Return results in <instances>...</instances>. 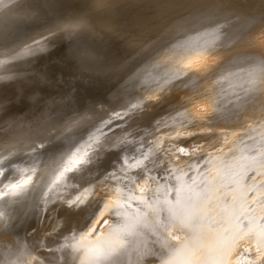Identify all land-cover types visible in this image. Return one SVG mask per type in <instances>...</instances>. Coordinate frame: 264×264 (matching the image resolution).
Wrapping results in <instances>:
<instances>
[{"label":"bare ground","instance_id":"bare-ground-1","mask_svg":"<svg viewBox=\"0 0 264 264\" xmlns=\"http://www.w3.org/2000/svg\"><path fill=\"white\" fill-rule=\"evenodd\" d=\"M56 1L57 0H14V2L10 3L11 2L10 0H4L3 5H6L7 7H2L3 5L0 3V62H2L1 61L2 59L4 60L6 58H9V56H11L12 52H10L11 51L10 48L13 47L12 46L13 44L20 43V41L22 42V40L24 38L22 39V37H21L20 41H19L20 38H18V40L16 39V37L19 34L22 35L23 32H25L26 34H27V32L28 33L32 32L31 34H28L29 36L28 35H26V36H28V38H30V37H34V35L35 36L37 35V37H36L37 39H42V38H45L47 35H49L47 32L55 34V32H58L59 29H62V27H63L62 25L65 24L64 21H63L64 24H60V22L58 21L59 19L56 20L54 18H51L50 17V14L52 13V12H50L51 9L49 6L46 7V4H49V5H52L53 3L56 4ZM119 1L120 2L121 1H125V2L128 1V4H131L133 1H135L137 4V6L134 8L135 10L133 9L135 12L139 11L138 9L142 8L140 6L139 0H119ZM184 1L185 0H178V3H177L178 5L175 4L170 9V11L172 9L178 10L181 2H184ZM195 1H198L199 4L203 3L202 0H195ZM0 2H2V0H0ZM92 2H93L92 6L96 7L98 5L97 8L99 10H100V8H99L100 4L99 3H101V5H105V7H104L106 9L105 11L108 12L107 5L113 4L114 0H92ZM116 2H117V0H116ZM235 2L236 3L231 2L232 3L231 5H233V6H230V7L227 6L224 8L225 3H226L225 2L223 4L224 6L222 5L223 6L222 8H224L222 10H219L220 8H217V10L214 12V10L216 9V8H214L212 11H207V10L206 11H200L198 14H195V16L189 15L188 13H187L188 15H185L186 13L184 14L185 10H183V9L179 10L180 12H178V13L173 10L172 13L177 14V16H175V14H167L168 12L163 13L161 11V8L156 7L153 11L146 12L145 13L146 15L144 17L139 18V19L135 17L136 20L134 18L133 22H135L137 24V27L139 30L138 32H140V33L143 32V33H141V34L138 33L135 36L131 35L132 37L130 36V38H131L130 41H134L136 43L138 41V42H140L138 46L142 47L144 45H147L145 43L146 41H142V40L148 39V41H149L152 39L151 41H154L159 33H161L162 36H167V37H170L171 35L173 37H176L177 35L178 36L182 35L184 37L186 34H188V35L194 34L196 37L198 35L199 37L200 36L201 37L206 36V38H207V36H209V37H212V38L215 37L218 39L224 35H222V36L217 35L218 30L215 32L212 31V29L206 30L207 23L212 21V20L211 21H209V20L211 18L215 17L217 19V22L219 24H221V26H223V25H225V22H228V21H225L223 24L222 22L221 23L219 22L220 21L219 19L226 20L227 18H229L230 19L229 21L233 22L232 18H231V12H233V11L234 12L237 11L238 13L243 12V11H245L246 8L247 9L250 8V10L253 11L252 13H250V10L248 11L252 15V17L256 18L255 20H253V24L257 20H258L257 22H261V24H264V0H241V1L236 0ZM57 4L52 5V6H56L58 8ZM171 4H173V3H171ZM61 5L64 7V10H62L63 13L65 11L64 14L67 15L66 18L68 17V19H71L70 21H72V19H75V18L77 20L78 14L83 13V11H81V10L79 12L77 11L76 0H61ZM152 5H154V7H155V3H152ZM152 5H150V6L153 8ZM256 5H258L259 8ZM52 6H51V8H52ZM113 6H111V7H113ZM18 8H22V11H20V12H21V16H23V19H25V17H27L28 14L30 16L31 15L30 12L32 10L36 12V13L32 12L36 16V18L33 19V21H34L33 24H32L33 21L32 22L26 21L25 23H24L25 20L23 21L24 24H22V26L27 25L26 23H28L29 25L31 24V27L29 26L27 28V30H25V31L20 30V25H21L22 19L19 18V19H21V20H19L18 18H15V16H17V15H16V13H14V11H15V9H18ZM57 8H55V10L54 9L53 10L56 12ZM98 9H97V11H98ZM115 10L117 11V9H115ZM88 11L89 10H87V13L89 14L91 11L90 12H88ZM101 11H102V13L96 15V17H94V16L91 17V21L94 23H97L100 27H103L104 25H102V24H103V20L105 19L104 17H106L105 16L106 12L104 13V10H101ZM181 11L183 12L184 16H181L182 15V14H180V13H182ZM20 12H18V13H20ZM58 12H59V9L57 11V14H59V13L62 14L61 12H59V13ZM57 14H55V15H57ZM115 14L117 15V13H115ZM241 14L239 13L237 15H241ZM246 14H247V12H246ZM34 15L33 16L31 15L32 17H29V19L34 18ZM53 15L51 14L52 17L55 16V15L54 16ZM57 16H55V18H57ZM211 16H213V17H211ZM241 16H243V15H241ZM233 17H235V15ZM59 18H63V16H61ZM239 18H240V16H239ZM247 18L251 19V17H247ZM242 19L244 20V18H240V20H242ZM60 20L62 21V20H64V18L60 19ZM47 21H50V23H51V21H54L51 23L53 25L48 26L49 22H47ZM128 21H129V19H128ZM234 21H236V20H234ZM58 22H59V24H58ZM75 22H74V24L70 23L71 24L70 26L74 27ZM217 22L216 23L213 22V24L215 25V24H217ZM237 22H239V21L234 22L235 25L230 27V29H231L230 33L235 34L234 32H236V34L238 36V33L240 34V32L237 33V31H239V27H237V26L242 25V27H243V23L240 25V23H237ZM42 23H44V24L48 23L46 25V26H48L47 30L45 28H42L45 26V25L42 26L43 25ZM130 24H133V23H130ZM77 25H78V23H77ZM107 25H109V22ZM107 25L105 26V28H107ZM209 25H212V24L210 23ZM226 25H228V27H229V24H226ZM230 25H231V23H230ZM232 25H233V23H232ZM39 26L40 27L42 26L41 27L42 30L45 29L46 34L41 33L42 31L38 28ZM70 26H69V28H70ZM115 26H117V25L115 24ZM115 26H113V24L112 25L110 24V28H108L109 29L108 31H110L113 27L115 28ZM82 27H80V28H82ZM117 27L119 28V26H117ZM216 27L218 29V26H216ZM223 27H225V26H223ZM228 27L227 26L225 27L226 32H227V30H229ZM256 27H257V24H256ZM128 28L129 27H127V29ZM220 28H222V27H220ZM255 28H252V29H255ZM262 28L260 27V30L263 31ZM63 29L66 30V28H63ZM123 29H125V28L123 27ZM241 29H243V28H241ZM248 29H249V27H248ZM252 29H250V32H248V34H250L249 36H251V38H252V39H250L251 42L247 41L248 46H247V44L244 43L247 46V48L243 47V48H241V50H235V51L230 50V51H233L232 52L233 54L229 53V55L243 56V57L244 56H246V57L251 56L252 57V55H255L254 57H256V56L261 57L262 56L264 58V32L258 30L257 28L255 30H252ZM75 30L77 31L78 29H75ZM75 30H74V33H75ZM126 30H124V31H126ZM141 30H144L145 32H147L146 35L148 37H145L146 35H145L144 31H141ZM223 30H224V28H223ZM45 31H43V32L45 33ZM61 32H62V36L64 34V38H62L60 41H62L64 43H60L62 47L56 48L58 50L55 49L56 52H54V53H57L56 55H59L61 53L63 54L64 52L69 54V55L70 54L73 55V53H75V54H76V52L81 53L80 51H82V50L84 52H86V49H90V45H88L90 42H86L87 40H86L85 34L84 35H82V33L79 34V32L77 31L79 35H76V33H75L76 36L74 35L71 37L70 35H68V33H65L64 30ZM67 32L70 33V32H72V30L70 31L67 28ZM221 32H222L221 34L225 33L223 31H221ZM246 32H244V33L246 34ZM110 33H108V34H110ZM115 33H117V31H115ZM136 33H137V31H136ZM128 34H130V33H128ZM133 34H135V33H133ZM183 34H185V35H183ZM102 35H104V33ZM117 35H120V34H117ZM117 35H115V36H117ZM125 35H126V32L124 34V37H125ZM227 35H229V34L225 33V36H226L225 40L228 43L229 38L227 39V37H228ZM246 35H241V36L244 37ZM55 36H58V35H55ZM55 36H53V38H55ZM107 36H109V35H107ZM178 36L175 39H177ZM234 36H233L232 41L235 39ZM73 37H74V39L70 40ZM122 37L123 36L120 35V38H122ZM229 37H230V35H229ZM59 38L60 37L58 36V39ZM117 38L118 37H116L115 39H117ZM185 39H186V37H185ZM191 39H189V40L191 41ZM193 39H195V38L193 37ZM197 39H199V38L197 37ZM217 39H215V40H217ZM222 39H223V37H222ZM241 39H242V37H241ZM178 40L180 41V39H178ZM187 40H184L183 44H185V41H187ZM207 40H208V38H207ZM230 40H231V38H230ZM237 40H240V39L237 38ZM246 40L244 42H246ZM42 41H45V40H42ZM119 41L122 42V40H118V42ZM214 41H211V42L213 43ZM69 42H71V43H69ZM176 42H177L176 44H179V42L177 40H176ZM193 42H197V44H198V40L197 41L194 40ZM219 42H220V40L218 41V43ZM241 42H242V40H241ZM204 43H210V42H204ZM225 43L221 45V47L223 46L222 48H224V45L227 46ZM229 43L231 44V41H229ZM237 43H238V41H237ZM23 44H25V43H23ZM230 44H229V46H230ZM42 45H43V43H42ZM198 45L200 46V44H198ZM208 45H210V47H212L211 43ZM237 45L240 46V44H237ZM25 46H27V45H25ZM177 46H179V45H177ZM177 46H176V48H177ZM184 46H186V45H184ZM214 46L212 47L213 49H214ZM231 46H233V45H231ZM235 46H236V44H235ZM196 47H197V45H196ZM190 48L188 50H190ZM193 48L196 49L195 47H193ZM207 48H209V47L207 46ZM212 48H209V49H212ZM222 48L220 51H222ZM232 48H234V46ZM237 48H238V46H237ZM181 49H183V46H181ZM209 49H207V50L210 51ZM217 49L218 48H216V50ZM23 50L25 51V49H23ZM35 50H36V48H35ZM166 50H168V49H166ZM201 50L203 51L202 48H201ZM216 50H214V51H216ZM16 51H18V50H16ZM19 51L21 52V50H19ZM39 51H40V48H39ZM118 51H119V49H118ZM164 51H165V49H164ZM26 52H28V51L26 50ZM30 52H32V51L30 50ZM127 52H130V50H127ZM170 52H171V50H170ZM170 52H168V53H170ZM182 52H184V51H182ZM182 52H179V53H182ZM23 53H25V52H23ZM125 53H126V50H125ZM216 53H214V54H216ZM122 54H124V53H122ZM126 54L130 55V53H126ZM162 54L163 53H161V55L160 54L159 55L162 56ZM223 54H224V51H223ZM22 55H25V54H22ZM119 55H120V53H119ZM27 56L28 55H26L25 57H27ZM124 56H125V54L122 57H124ZM151 56H153V55H151ZM155 56L157 57L158 55H155ZM160 56H159V58L162 61H164ZM233 56H231V57L228 56V58L229 59L231 58L233 60V58H232ZM25 57L24 56L23 57L21 56V58L19 56H18V58L16 57L17 59H16V62L14 63L15 64V67L13 66L14 68H10V67H12L13 64L12 65H6V66H0V69L4 68L0 72V264H264V132H263L264 129L262 127V125L264 123V119H263L264 111L261 112L262 111L261 109H264V108H260V107L264 106V101L262 99L260 100L259 95L256 96V97H259V98H256L257 100L259 99L258 100L259 102L256 101L255 97H254V100L256 101L255 105L261 103V101L263 102V105L262 104L260 106L256 105V107H258L260 109L257 108L258 111L256 109L255 110L253 109V111H254L253 116L254 117H252V119L254 121V120H257L259 117L260 119L263 120L262 121L263 123L260 122L261 120L259 121L262 125L258 122V124L261 125V126L259 125L260 126L259 130L263 129L262 132L260 131L261 133L260 132L258 133V130H256V129H258V128H256L257 126H254L256 128L255 129L256 131H254V129H252V127H250L251 124H250V126H248V129L250 128V133L246 132V131L243 132L242 130H240L247 123H249L247 114L250 113V111L252 110V107L249 105V103L252 102L254 104V100L252 98L250 99L252 101H250L249 103L247 102V105L250 106L249 109H251L250 111H248L246 113L247 116H245V117H247L248 122L244 123V124L241 123L242 125L240 124V122H243L244 120L240 121L239 123L236 122V124H238V125L240 124L239 126H242L239 128L234 123L235 122L234 120L236 119L234 117H238L239 119L241 117V119H243V117H242L243 115L239 116L240 115L239 114L237 116V114H236L237 109H238V113H240V111H239V108L241 105L240 100L243 102V99H239L240 98L239 94L241 92L240 89H237V91L240 90L239 92L236 91L237 93L233 91L234 92L233 95L237 94L239 96V98H238L239 103L235 102L236 104H238L239 107L236 106V109H235L236 113L234 112L236 114V116H234V114L232 113V117L234 116L233 117L234 120H233V124H231V125L225 126V124H228L229 121H228V123L227 122L222 123L224 125H219L217 123L218 120L219 121L224 120L225 117L224 118L222 117L223 119L220 117L221 119H219L218 116L216 115L218 119L214 118L215 117L214 113L216 112V114H217V111H215L214 109H216V106L217 107L219 106L218 108H220V105H221L220 99H222V97L224 96L222 93V90L224 88H222L221 92H220V90H218V92H220V93L217 92V95L222 93V97H219L220 103L217 102L216 106H213V103L216 104V101H214L212 103L210 102V100L214 99V97L213 98H211V97L216 95V94H214V92L211 94L212 96L209 97V99L205 98V99H208V101L211 103L210 107L211 106L214 107V108L209 107L210 109L209 108L208 109H209V111H211L213 109L212 112L215 111L214 113H211V112L210 113H211V115L213 114L212 120L217 119V122H216L217 124L215 123V121H213L210 123L211 124L213 123L214 125H209V120H211V119L210 118H208L209 120L205 119L207 117L203 112H206V110H208L205 108H204L205 111L201 112L199 117L192 118L193 115L196 113L194 111L196 108L195 109L193 108L194 105L192 106V108L194 110L192 108H190L191 105L189 103L190 107L188 105L185 108L187 109L189 107L190 109L193 110V113H192L191 112L192 110L187 109L190 111V114L191 113L193 114V115L191 114L192 115L191 118L193 120L197 118L196 121L198 120V118L199 119L204 118V119H202L198 122L195 121L194 123L189 122L190 125H187V123L185 121H183V124L181 123L182 124L181 129L182 130L184 129L183 125L185 123L186 124L185 129H189L188 133L191 132L190 135L188 136V138L182 139L183 137L186 138L185 136H183L181 138L178 136H174V137L168 136V138H167L168 140H166V141H168V143L166 144V146H167V148L169 147L168 150L172 151V153L174 150H170V147H171V149L177 148L179 146L184 147V144H186V145L192 144L194 146H191V149L189 148L190 150H189L188 154H182L181 158L177 155L179 160L176 159L177 158L176 155L171 154V155L176 157L174 160V159L168 158L167 157V156H169L168 154L165 156L163 154H161V155H163L161 157L162 160L160 161V164L156 165V163H158L159 161L154 164L152 162L151 156H154V154H156L158 151L163 149L162 147L164 145L162 146L161 144H159L161 146V149L159 148L160 150H155V148L158 147V145L154 148H151L153 146V144L152 145L150 144L151 145L150 148H149V146H147L148 147L147 149H145V148L141 149L142 146H144V143H143V145L140 144L141 141L143 140V138L140 137L141 139H139L138 137L141 135V132H143L142 129L141 130L137 129L136 131H138V132H134L133 134H131V135L129 134L128 136L124 135L126 137H123V138H121V136H120V138H118V143H116V142L109 143V145H106V147L103 149L102 148L96 149L98 147L99 143H98V145H96L97 147L92 146L90 142L89 143L87 142L86 145L79 143L78 140L80 139V136L77 135L78 136L77 137L76 134L71 133L72 134L71 135L69 133L72 130V129H70V128H72V127H70V122L68 123V121L70 120L68 118V116L70 114H68V116H67L64 113L63 118L60 117V115H62L61 108H60V110L54 109V110H51L48 112L46 110L48 105L45 106V103H44V105L42 104L44 100H47L46 98L43 99L42 102H40V103L36 99V101L38 103V105H36L37 103L35 102V100L32 99L33 95H31L32 98L30 96V93H29L30 90L28 89L27 84L24 85V84H21L18 82V79H17L18 77H16L13 73H15V70H17V68L19 66H22V63L24 61L23 59H26ZM28 57H30V56H28ZM59 57H60V55H59ZM122 57H121V59H124ZM163 57H164V55H163ZM172 57H173V55H172ZM175 57H177V56H175ZM218 57H220V56H218ZM225 57H227V56H225ZM225 57H223L222 59L224 60ZM251 57L250 58L248 57V58L251 59ZM170 58L171 57H169V60H170ZM228 58H226V60ZM263 58H261V59H263ZM149 59H150V57H149ZM153 59L155 60V58H153ZM165 59H166V61L168 60V58H165ZM220 59H221V57H220ZM244 59H245V57H244ZM133 60H135V59L133 58L132 61ZM136 60H138V59H136ZM150 60H149V62H150ZM154 60H151V61H154ZM156 60H158V58ZM251 60H253V58ZM251 60H250V62H251ZM254 60H255V58H254ZM119 61H121V60H119ZM129 61H130V59H129ZM235 61L239 62V60H235ZM235 61L233 60V62H235ZM241 61H244V60H241ZM245 61H247V58ZM256 61L260 62L259 59H257ZM122 62H121V64H122ZM125 62H126V59H125ZM156 62L154 61V63L159 66V60H158V63H156ZM172 62H173V60H172ZM252 62L254 63L255 61H252ZM262 62L263 61L261 60V63ZM138 63L136 61V64H138ZM146 63L148 64L147 61H146ZM226 63L228 64V60L224 63V65ZM229 63H231V62H229ZM245 63H247V62H245ZM144 64H145V62H144ZM147 64H145V66H143V67L149 70V68L146 67ZM150 64L151 63H149V65ZM243 64L241 63L242 67H243ZM53 65H54V63H53ZM131 65L132 66L135 65V63L131 64ZM142 65H141V67H142ZM152 65L154 66V64H151V66ZM162 65L163 64L161 63L160 66L162 67ZM171 65H174V64L172 63L168 66H171ZM222 65H223V62H222ZM233 65H235L237 68L238 64L232 63V66ZM262 65H264V63H262ZM25 66H26V64H25ZM25 66H23V67H25ZM151 66H150V70H151ZM160 66H159V68H160ZM211 66H214V64ZM251 66H253V65H251ZM155 67H156V65L153 68H155ZM178 67H177V69H179ZM218 67L219 66H217V68ZM135 68H137V67H135ZM195 68H197V66ZM233 68H234V66H233ZM262 68L264 69V67H262ZM26 69H28V68H26ZM172 69H174V68H172ZM212 69H213V67H212ZM19 70H21V69H19ZM155 70H157V69H155ZM176 70L175 71L172 70V72L175 73ZM178 71L175 74V76L176 77L178 76L177 80L179 78L182 80V78L179 77L180 75H177V74H181L182 72L178 73ZM211 71L212 70L210 69L209 77L206 74V73H208V71L205 72V74L207 75L209 80L211 79L210 78ZM237 71L235 70V72H237ZM164 72H165V70H164ZM238 72H240V71H238ZM133 73H134V71H133ZM136 73H138V72H136ZM166 73L173 75L172 73H170V71L169 72L167 71ZM166 73H164V74H166ZM237 73H236V75H237ZM243 73H246V72H243ZM252 73H253V71H252ZM96 74H98V73H96ZM138 74H141V71ZM152 74H154V73H152ZM213 74H211V75L215 77V75H213ZM215 74H217V73H215ZM224 74H226V73H224ZM27 75H29V74H27ZM154 75L156 76V74H154ZM181 75L183 76V73ZM243 75H245V74H243ZM143 76H145V75L143 74ZM155 76L151 75V77H153V78ZM262 76H263V74H262ZM26 77L28 78V76H26ZM43 77L44 76H42V78ZM87 77H88V75H87ZM167 77H165V78H167ZM170 77H172V78H170ZM170 77H168V78H170V79L175 78V81H176V77H173V76H170ZM23 78H25V77H23ZM91 78H93V77H91ZM115 78H117V77H115ZM118 78H117V80H118ZM64 79H66V78H64ZM128 79H130V78H128ZM167 79H165V81H167ZM180 79L178 81H180ZM185 79H184V81H185ZM187 79H189V78H187ZM226 79H227V77H226ZM257 79H258V77H257ZM62 80L63 79H61V82L65 83V81L64 80L62 81ZM86 80H88V79H86ZM149 80H147V81L149 82ZM159 80H162V78H160ZM199 80L198 81L196 80L197 81L196 83L200 82ZM201 80L203 81L206 79L203 78ZM209 80L207 79V81L209 82L208 85L210 86L212 83H211V80L210 81ZM213 80H215V78ZM263 80L261 81V83L263 82ZM131 81H132V79H131ZM175 81L173 80L171 83L170 82L169 83L171 85L173 83V85H174V83L178 82V81H176V82ZM202 81H201V85L203 84ZM216 81H215V83H216ZM225 81H227V80H225ZM249 81H251V80H249ZM254 81H256V80H254ZM254 81H253L252 85H255V89L257 91L259 90V93L257 92V94H260L264 90V83L261 84L260 87L261 88L263 87L261 89L259 87V85L254 84L255 83ZM257 81H259V80H257ZM90 82H88V83L91 86L92 84H90ZM141 82H142V80H141ZM150 82H151V80H150ZM68 83H69V81H68ZM101 83L99 82L100 85H101ZM165 83H166L165 84V86H166L167 82H165ZM196 83H192V84H190V86L191 85L193 86V84H196ZM213 83H214V81H213ZM246 83H247L246 85L249 84L248 81H246ZM129 84H131V83H129ZM138 84H139V82H138ZM150 84L152 85V83H150ZM157 84L159 85V82ZM170 84H169V86H171ZM219 84H220V82H219ZM219 84H216V85L218 86ZM233 84H235V83H233ZM95 85H97V84H95ZM173 85H172V87H170L171 95H172L173 90L174 91L176 89L177 90L178 89L183 90L181 85L179 86V88L177 87L176 89H173V87H174ZM186 85L188 86V84H186ZM196 85L198 87H200L199 84H196ZM196 85H194V87ZM203 85H205V84H203ZM229 85H231V84H229ZM242 85H243V83H242ZM246 85L243 86V88L247 87ZM93 86H94V84H93ZM105 86H107V85H105ZM165 86H163L164 89L169 88V87H165ZM176 86H178V85H176ZM249 86L250 85H248V87ZM115 87H117V86H115ZM149 87H150V85L146 86V87L144 86V92H145V88L147 89ZM153 87L155 88L154 85H153ZM184 87H186L185 84H184ZM212 87H216V86L213 85ZM235 87L236 86H234L233 88H235ZM239 87H240V85H239ZM248 87H247V89H249ZM256 87L257 88L259 87V89H257ZM46 88H48V87H46ZM67 88H69V87H67ZM201 88H205V87L201 86ZM219 88L221 89V87H219ZM79 89H81V88H78V90ZM155 89H157V86ZM158 89L160 90L162 88L160 87ZM241 89H242V86H241ZM244 89L246 91V88H244ZM85 90H88V89H85ZM89 90H91V89H89ZM97 90L95 92H97ZM106 90H108V89H106ZM148 90L149 89H147V91ZM190 90H191V88H190ZM192 90H194L193 87H192ZM205 90H207V89H205ZM227 90H229V89L227 88ZM227 90H225V94L227 96L223 97V98H227V100H225V99L224 100L229 103L230 99H232L234 96L232 95L231 96L232 98H230L231 92L229 94H227V92H229ZM256 90H252V93L254 94V91L256 92ZM260 90H262V91L260 92ZM38 91L41 92L40 90H38ZM147 91H146V93H147ZM174 91H173V93L175 94ZM195 91L196 90H194V92ZM201 91H202V93H204L203 90H201ZM215 91H216V89H215ZM245 91H244V95L246 96V98H244L245 96L243 98L249 99L248 96L245 94ZM32 92H34V89ZM51 92H49V93L47 92L46 95L52 94ZM87 92L89 93L90 91H87ZM110 92H111V90H110ZM137 92H138V90H137ZM161 92H163V90H161ZM170 92H168V93L170 94ZM189 92L186 91L187 94H190ZM192 92H191V95H192ZM247 92H251V88H250V91L248 90ZM91 93L93 94V92H90V95H91ZM124 93H125V91H124ZM54 94H55V92H54ZM103 94H104V92H103ZM204 94H202V95L204 96ZM241 94H242V92H241ZM247 94L250 95L249 93H247ZM253 94H252V96L250 95V97L257 95L256 93L254 95ZM55 95H53V96H55ZM59 95H60V93H59ZM97 95L99 96V93ZM122 95H119V96H122ZM130 95H131V93H130ZM136 95H138V94L136 93ZM202 95L200 94L199 95L200 97H198V95H197V96H194L193 98L196 99V97H198V98L203 99V97H201ZM217 95L215 96V99H216ZM237 95H236V98H234L236 100H237ZM127 96H128V94H127ZM149 96H150V94H149ZM160 96H161V94H160ZM208 96H210V95H208ZM261 96H263V94ZM85 97H87V96H85ZM88 97H89V95H88ZM141 97H142V94L140 96V99H141ZM158 97H159V95H158ZM101 98H102V96H101ZM155 98H157L156 95H155ZM162 98H163V96H162ZM162 98H160L158 100V103ZM187 98H185L184 100H186ZM71 99H72V97H70L69 103H71L73 101ZM73 99H74V96H73ZM137 99H139V98H137ZM171 99H172V97H171ZM197 99L196 100L193 99L195 102L194 104H196ZM201 99H199V103L202 102ZM205 99H203V100H205ZM120 100H121V98H120ZM136 100H135V102L138 101V100L137 101ZM163 100H161V101L164 102ZM167 100H169V99H166V101ZM181 100L183 101V99H181ZM188 100L189 99H187V101ZM224 100H223V102H225ZM33 101H34V103H33ZM112 101H114V98L112 99ZM142 101H144V100H142ZM177 101H180V100H177ZM208 101H205V104ZM246 101H248V100H245V102ZM90 102H92V101H90ZM133 102H134V100H133ZM133 102H130V105H132L131 103H133ZM148 102H149V100H148ZM245 102H243L244 106H246L248 108V106L245 105L246 104ZM62 103L64 104L65 102L63 101ZM95 103H96V101H95ZM101 103L98 105H101ZM154 103H155V101H154ZM158 103L156 102V107H157ZM167 103H169V102H167ZM174 103H175V101H174ZM177 103H175V104H177ZM59 104H60V102H59ZM180 104H177V105L179 106ZM186 104H188V103L186 102ZM191 104H193V102ZM201 104H203V103H201ZM236 104H233L232 109ZM253 104H251V105L254 106ZM120 105H121V103H120ZM128 105H129V103H128ZM130 105H129V107H130ZM135 105L137 107L138 105L140 106L141 103L138 102V104H135ZM163 105H164V103L162 104V107H163ZM169 105H167V106H169ZM228 105L229 104L226 103V106H228ZM230 105L228 107H230ZM84 106H85V103H84L83 107ZM88 106H90V105H88ZM92 106H94V105L92 104L91 107ZM101 106L103 108V105H101ZM125 106L127 107V105H124V107ZM132 106L130 108L131 110H132ZM150 106H152V105H150ZM167 106H166V108H168V109H166V110H168V111H170L169 109L175 107V106H171V108H169L170 106L169 107H167ZM178 106H176V107L180 108V109L182 108L180 110V112L182 114V111L184 109V104H183V107L182 106L178 107ZM199 106H200V104H199ZM199 106H198V110L201 109ZM221 106H224V103ZM241 106H242L241 108L243 109V104ZM83 107H81V108H83ZM124 107H122V108L125 110L128 109V108H124ZM176 107H175V109H176ZM205 107H207V106H205ZM246 107H244V108H246ZM34 108H35V110H34ZM69 108H70V106H69ZM143 108H144V106H143ZM155 108L153 110H155V112H157V114H159L160 112L163 111L162 109L164 107L163 108L159 107L160 112H159L158 108H157L158 110H156ZM99 109L100 108H98V110ZM123 109H120V110H123ZM133 109H135V106L133 107ZM186 109H184V111L188 112V111H186ZM222 109H223V107H222ZM232 109L230 110L227 108V110H230V111H232ZM92 110H93V108H92ZM117 110H119V106H118V109H116V111ZM148 110H150V109H148ZM164 110H165V108H164ZM178 110L179 109H177V113H180ZM217 110H219V109H217ZM224 110L226 111L225 107H224ZM224 110H221V108H220L219 113L221 111H224ZM66 111L68 112V109ZM135 111L137 112V110H135ZM256 111L258 112V114L256 113ZM36 112L39 114H36ZM87 112H88V109H87ZM100 112H101V110H100ZM130 112H132V111H130ZM141 112H142V110H141ZM155 112H152V113H154L153 117L156 114ZM166 112L167 111H165V112L163 111L164 115L168 114V113L166 114ZM174 112H176V111H174ZM185 112H184V114H185ZM226 112H228V111H226ZM226 112H225L224 116H227V115H228L227 117L230 116L229 119L232 121L231 115H230L231 112L230 113L228 112L227 115H226ZM259 112H261L263 114H261ZM119 113H120V111H119ZM146 113L148 115H150L149 114L150 112H146ZM163 113H161V114H163ZM170 113H172V111H170ZM173 113L170 115H172L174 117L175 114H173ZM202 113H203V115H205V117L202 115ZM255 113L257 116L259 114L263 115V116H261L262 118L260 116L257 117L255 115ZM122 114H123V112H122ZM125 114L126 113H124V115ZM129 114H132V113H129ZM190 114L187 113V115H183V114L182 115L184 116V118L188 119V116ZM222 114L223 113H221V115ZM250 114H253V113H250ZM182 115H180V119L183 117ZM195 115L198 116L197 114H195ZM244 115H245V113H244ZM91 116H92V114H91ZM116 116H118V114ZM126 116H124L123 119H125ZM159 116H162V120H163V115H159ZM100 117H101V115H100ZM107 117H106V119H107ZM113 117L114 116H112V118ZM145 117H146V115H145ZM147 117H149V116H147ZM178 117H179V114H178ZM178 117H176V118H178ZM95 118H96V116H95ZM104 118H105V116H104ZM132 118H130L129 120H134ZM144 118H142L143 119L142 121L145 120ZM149 118L148 119L146 118L147 120H145V121H148ZM156 118L159 119L158 117H156ZM169 118H170V120H172L171 116L165 117L164 120H167V119L169 120ZM249 118H251V116H249ZM254 118H257V119H254ZM157 119H156V122H153L154 124L157 123ZM173 119H175V118H173ZM102 120H103V118H102ZM102 120H101V122H102ZM111 120H112L111 123H113L115 120H116L115 122H117V120L120 121L119 119H116V118H115V120L114 119H111ZM129 120H128V122L131 123L132 121L130 122ZM137 120L139 122V119H137ZM162 120H159V121H162ZM170 120H169V123L171 122ZM203 120H205V121L208 120V124H205V121H203ZM226 120H227V118H226ZM188 121H190V120L188 119ZM253 121L251 120L252 123H253ZM149 122H151L149 125V126H151L152 121H149ZM176 122H178V121L176 120ZM191 122H193V121H191ZM199 122L201 125L199 124ZM201 122H203V124ZM224 122H225V120H224ZM255 122L256 121H254V123ZM111 123H109V124H111ZM119 123H121V122H119ZM129 123L126 122L125 124H129ZM134 123L132 125H134ZM173 123L175 124V121H173ZM107 124L108 123H106V125ZM123 124L124 123L120 124V125H122L121 128L124 127ZM114 125H117V124L115 123ZM142 125H144V124H142ZM142 125L140 123V125H138V126L143 127ZM157 125L158 126L160 125V126H159V128L157 127L158 130H156V132L157 131L162 132L165 129L161 124H159V122ZM167 125H168V123L166 124V128H167ZM176 125H177V123H176ZM232 125H234V126L232 127ZM256 125H257V123H256ZM149 126H146V127H147V129L151 130V128H153V126L150 128H149ZM161 126L164 129L159 130L162 128ZM177 126H173V128L177 127ZM89 127L90 126H88V128ZM91 127H92V125H91ZM105 127H107V126H105ZM110 127L111 126H109V128ZM114 127H116V126H114ZM126 127L127 126H125L124 128H126ZM136 127H137V125H136ZM154 127H155V125H154ZM190 127H192V129ZM206 127H208V129H209V127L211 129V127H212L211 130H213V131H211V130L208 131V129H206ZM246 127H247V125H246ZM101 128H104V127H101ZM119 128H118V130H119ZM138 128H140V127H138ZM197 128L198 129L202 128V131H204L203 129H205V131L206 130L207 131H206V133H203L199 129L198 131L199 132L201 131V133H203V134L196 133L198 135H196V134L193 135L194 130L196 132ZM112 129H114V128H112ZM143 129H144V127H143ZM167 129H165L163 132L166 133ZM176 129H172V127H171V129H170L171 131L170 130L169 131L170 132H172V131L176 132ZM179 129L180 128H178V130ZM181 129H180V131H181ZM104 130H106V129H104ZM152 130L150 132H152ZM102 131L103 130H101V132ZM144 131H145V129H144ZM149 131L148 132L145 131V132L150 134ZM96 132H98V131L96 130ZM112 132H114V131H112ZM88 133H89V131H88ZM88 133L86 134V136H88ZM125 133H127V132H125ZM146 133H144V135ZM102 134H103V132H102ZM151 134H155V132H153ZM157 134L158 133H156V135ZM181 134H184V133H181ZM99 135H101V134H99ZM150 135L147 136V134H146L147 137H149ZM156 135H154V136H156ZM104 136H106V135H104ZM117 137H118V135H117ZM99 139H100V137H99ZM96 140H97V138H96ZM103 140H102V142H103ZM113 140H115V137ZM116 141H117V139H116ZM156 141H158V143H159V140H156ZM160 141H162V140H160ZM163 141H164V138H163ZM145 142H148V141H145ZM153 143H154V141H153ZM161 143L163 144V142H161ZM139 145H141V147H138ZM102 146H104V145H102ZM166 146L164 147V149H166ZM156 149H158V148H156ZM157 154H159V153H157ZM156 156L157 155H155V157ZM173 156H172V158H173ZM158 159H159V157H158ZM125 163H127V165H128L127 169L124 166ZM131 168L134 170L136 168L138 171L135 172V174H133V172L129 170Z\"/></svg>","mask_w":264,"mask_h":264},{"label":"rangeland","instance_id":"rangeland-1","mask_svg":"<svg viewBox=\"0 0 264 264\" xmlns=\"http://www.w3.org/2000/svg\"><path fill=\"white\" fill-rule=\"evenodd\" d=\"M3 1L4 0H2V2H0L2 5H3ZM11 2L10 3H12V2H14V0H10ZM140 1V6L142 7V8H140V9H138L139 11H134L135 9V7L137 6V4H136V2L135 1H133L131 4H128V1H119V0H117V2H116V0H114V2H113V4H108L107 5V10H108V12L107 11H105L106 9L104 8L105 7V5H101V3H99L100 4V10L97 8L98 7V5L96 6V7H94V6H92V4H93V2H92V0H76V2H77V6H76V8H77V11L79 12L80 10L81 11H83V13H80V14H78V18H77V20H76V18L75 19H72V21H70L71 19H68V17L66 18V14H64L65 13V11H64V13H63V11L62 10H64V7L61 5V0H57L56 1V4H57V6H58V8L56 7V6H52V5H56V4H52V5H49V4H46V7H50V9L52 10H50V12H52L51 14L53 15H55V14H57V11H58V9H59V12H61L62 14H60L59 12V14H57V15H55V16H57V18H55V16L54 17H52L51 16V14H50V17L51 18H54V19H59L58 21L60 22V24H64V25H62L61 27H62V29H59V31L58 32H55V34L54 33H50V32H47L49 35H47L45 38H42V39H37L36 37H37V35L35 36L34 35V37H30V38H28V34H31L30 32L28 33L27 32V34L25 33V32H23L22 33V35H18L17 37H16V39L18 40V38H20L19 39V41L21 40V37H22V42L20 41V43H17V44H13L11 47L12 48H10V52H12V54H11V56H9V58H6V59H2L1 61L2 62H0V66H6V65H12V67H10V68H14L15 67V62H16V59L18 58V56L21 58V56L23 57H25L26 55H28V56H30V57H25L26 59H23L24 61H23V63H22V66H19L18 68H17V70H15V73H13L16 77H18L17 79H18V82L19 83H21V84H24V85H26L27 84V86H28V89L31 91H29V93H30V96L31 95H33V98H32V96H31V98L33 99V100H35V102L37 103V101H39V103L40 102H42V100L43 99H47V100H44L43 101V105H44V103H45V106L46 105H48V107L46 108V110L49 112V111H51V110H56V109H59L60 110V108H61V111H62V115H60V117H62L63 118V114L65 113L67 116H68V114H70L69 116H68V118L70 119L69 121H68V123L70 122V127H72V128H70V129H72L69 133L71 134H76V136L77 135H79L80 136V139L78 140L79 141V143H82V144H84V145H86L87 144V142L89 143H91V145L92 146H96V145H98V143H99V145H98V147L96 148V149H100V148H105L106 147V145H109V143H112V142H116V143H118V138H120V136H121V138H123V137H126V136H128L129 134L131 135V134H133L134 132H138V131H136L137 129H142L143 130V132H141V135L138 137L139 139H141V138H143V140L141 141V143L140 144H142L143 145V143H144V146H142V148L141 149H143V148H145V149H147L148 147L147 146H149V148L151 147V145L153 144V146L151 147V148H154V147H156L157 145H158V147H156V148H158V149H156L155 148V150H160L161 149V146L159 145V144H161L163 147V149H161L160 151H158L157 153H159V154H154V156H151L152 157V162L155 164L156 162H158V163H156V165L157 164H160V161L162 160L161 159V157L164 155H169V156H167L168 158H171V159H174L175 160V156H173V155H178L180 158L182 157V154H188L189 153V150L191 149V146H194V145H192V144H184V147L183 146H179V147H177V148H174V149H171V147H170V150H174L173 151V153H172V151H169L168 150V148H167V146H166V144L168 143V141H166V140H168L167 138H168V136L169 137H174V136H178V137H183V136H185L186 138H182V139H187L188 138V136L190 135V133H188V130L189 129H185V126H186V124L184 123V125H183V127H184V129L182 130L181 129V125L183 124V121H185L186 123H187V125H190V123H194L195 121H196V119H192V118H195V117H199V115L201 114V112H203V111H205V109H208L209 107H210V105H211V103L212 102H214V101H216V104L215 103H213V106H216L217 105V102H219L220 103V100H221V105L224 103V106H221L219 103V105H220V108H221V110H224V107L226 108V111H228L229 113H230V115H231V119H232V121L229 119V117H227L228 115V112H226L225 110V112H226V115L227 116H224V114H225V112L224 111H221L220 113H219V110H220V108H218L217 106H216V109H214L215 111H217V114H216V112L214 113V112H212V110L211 111H209V109L212 107H210L208 110H206V112H203L205 115H206V117L207 118H205V119H208V118H210L211 120L213 119V114L211 115V113H214V118H217V116H218V118L219 119H221L222 117L224 118V120H225V122H224V120H221V121H219L218 120V122H217V119H214V120H209V125H214L213 123L211 124L210 122H213V121H215V123L217 122L219 125H224V124H222V123H228V121H229V123L228 124H225V126H227V125H231V124H233V120H234V118H236L234 121V123H235V125H237V127L239 128V127H242V126H239L241 123L242 124H244V123H247L248 122V120H249V123H247L246 125H247V127H246V125L244 126V127H242L240 130H242L243 132H249L250 133V128L248 129V126H250V124H251V126L250 127H252V129H254V131H256V130H258V133L261 131H263V129H264V123L262 122L263 120L262 119H260L258 116H263L264 114L263 113H261V112H263L264 111V109H261L262 111L261 112H259V113H261V114H263V115H256V113L258 114V109H260V108H264V106L263 107H260V108H258V107H256V105H258V106H260L261 104L263 105V102L261 101V103H259V104H256L255 105V102L256 101H258L256 98H259L260 97V100L262 99L263 101H264V90L262 91V90H260V92L263 94V96H261L262 94L260 93V94H257V92L259 93V90L257 91L256 89H255V85H252V83H253V81L254 80H259V81H254L255 83L254 84H256V85H259V87L261 86V84H263L264 83V69L262 68V67H264V65H262V63H264V58L261 56H256V57H254L255 55H252V57L251 56H248L249 58L251 57V59L253 58V60H251V59H249L248 57H246V56H244L245 57V59H244V57L243 56H233V55H229V53L231 54L233 51H230V50H241V48H247V46H248V43H247V41H249V42H251V40L250 39H252L251 38V36H249L250 34H248V32H250V29H252V28H255L256 27V24H257V29L258 30H260V27L262 28L263 26H264V24H261V22H257V21H255L254 22V24H253V20H255L256 18L255 17H252V15L250 14V13H252L253 11L252 10H250V8L249 9H245V11H243V12H239L241 15H243V16H241V15H237V14H239L237 11H233V12H231V18H232V21L233 22H231V21H229L230 19L229 18H227L226 20H221V19H219L220 21V23L222 22L223 24H224V22L225 21H228V22H225V25H223V26H227L228 27V25H226V24H229V30H227V32H226V28L225 27H223V26H221V24H219L218 22H217V19L214 17V18H211V17H213V16H211L210 18V20L209 21H211V22H208L207 23V28H206V30L208 29V30H210V29H212V31H217L216 33H217V35H219V36H222V35H224V36H222L223 37V39H222V37L221 38H212V37H209V36H207V38H208V40H207V38H206V36H198L197 35V37L200 39H197V37L193 34V35H188V34H183V35H185L184 37L181 35H177L178 36V38L177 39H175L176 37H173L171 34V36L170 37H167V36H162L161 35V33H159L158 34V36L156 37V39L154 40V41H151V40H149L148 41V39H144V40H142V41H146L145 43L147 44V45H144V46H142V47H139L138 45H139V43L140 42H138L137 41V43L136 42H134V41H130V36L132 35V36H135V35H137L138 33L139 34H141V33H143V32H138L139 30H138V27H137V24L135 23V22H133L134 21V18L136 17V18H142V17H144L146 14V12H148V11H153L156 7H159V8H161V11L164 13H166V12H168L167 14H175V16H177V14L176 13H172L173 12V10L174 11H176L177 13L178 12H180L179 10H181V9H183V10H185L184 11V14L185 15H192V16H195V14H198L200 11H212L214 8H216L215 10H214V12L217 10V8H220L219 10H222V9H224L225 7H227V6H233V5H231L232 3L231 2H233V3H236L235 1L236 0H202L203 1V3L201 4H199V2L198 1H195V0H185L184 2H181V4H180V7H179V9L177 10H175V9H172L171 11H170V9L176 4V5H178L177 3H178V0H139ZM138 1V2H139ZM194 1V2H193ZM238 1V0H237ZM239 1H241V0H239ZM226 2V3H225ZM106 3V2H105ZM152 3H155V7H154V5H152ZM171 3H173V4H171ZM195 3V4H194ZM225 3V6L223 5ZM95 4V3H94ZM107 4V3H106ZM125 4V5H124ZM227 4V5H226ZM230 4V5H229ZM61 5V6H60ZM96 5V4H95ZM114 5V6H113ZM150 5H152L153 6V8L150 6ZM224 6V8H222L223 6ZM51 6H52V8L55 10V8H57L56 10V12L51 8ZM111 6H113V7H111ZM144 6V7H143ZM258 8H259V6L258 5H256ZM2 7H7L6 5H3ZM103 7V8H102ZM110 7V8H109ZM126 7V8H125ZM237 7V6H236ZM62 8V9H61ZM88 8V9H87ZM114 8V9H113ZM131 8V9H130ZM144 8V9H143ZM147 8V9H146ZM97 9H98V11H97ZM112 9V10H111ZM115 9H117V11L115 10ZM134 9V10H133ZM87 10H89L88 12H90L89 14L87 13ZM101 10H104V13L106 12V17H104L105 19L103 20V24L102 25H104L103 27L105 28V26L108 24V22H109V25H107V28H103V27H100L97 23H94V22H92L91 21V17H96V15H98V14H101L102 13V11ZM142 10V11H141ZM250 10V13L248 12ZM17 11V12H16ZM20 11H22V8H18V9H15V11H14V13H16V15L17 16H15V18H21L22 19V21H21V25H20V30L21 31H25V30H27V28L30 26L31 27V24L29 25L28 23H26L27 25H23L22 26V24H24L26 21L28 22V21H33V19H35L36 18V16L34 15V13H36L35 11H31L30 13H31V15L33 16L34 15V18H30L29 19V17H32L31 15L29 16V14L27 15V17H25V19H23V16H21V12ZM94 13H93V12ZM130 11V12H129ZM18 12H20V13H18ZM32 12H34V13H32ZM100 12V13H99ZM129 12V13H128ZM143 12V13H142ZM182 12V11H181ZM246 12H247V14H246ZM92 13V14H91ZM96 13V14H95ZM115 13H117V15L115 14ZM151 13V12H150ZM188 13V14H187ZM64 14V15H63ZM143 14V15H142ZM180 14H182L181 16H184V14H183V12L182 13H180ZM213 14V13H212ZM249 14V15H248ZM109 15V16H108ZM114 15V16H113ZM211 15V14H210ZM235 15V17H233ZM237 15V16H236ZM248 15V16H247ZM61 16H63V18H64V20H60V19H63V18H59V17H61ZM179 16V15H178ZM239 16H240V18H244V20L247 18V17H251V19L250 18H247L245 21L242 19V20H240V18H239ZM254 16V15H253ZM83 17V18H82ZM110 17V18H109ZM117 17V18H116ZM27 18V19H26ZM66 18V19H65ZM136 18H135V20H136ZM234 18V19H233ZM239 18V19H238ZM21 19H19V20H21ZM116 19V20H115ZM128 19H129V21H128ZM146 19V18H145ZM25 20V21H24ZM109 20V21H108ZM147 20V19H146ZM214 20V21H213ZM216 20V21H215ZM234 20H236V21H239V22H237V23H240V25L243 23V27H242V25L241 26H237V27H239V31H237V33L238 32H240V34L238 33V36H237V34H236V32H234L235 34H233V33H230V31H231V29H230V27H232V26H234L235 24H234V22H236V21H234ZM252 20V21H251ZM23 21H24V23H23ZM63 21H64V23H63ZM76 21V22H75ZM107 21V22H106ZM241 21V22H240ZM47 22H49V24H48V26L50 25H53V24H51L52 22H54V21H51V23H50V21H47ZM59 22H58V24H59ZM74 22H75V25H74V27L73 26H70L71 24L70 23H73L74 24ZM117 25V26H119V28L117 27V26H115V24ZM133 23V24H130V23ZM213 22L214 23H216L217 22V24H213ZM231 23V25H230V23ZM245 22V23H244ZM247 22V23H246ZM34 23V21L32 22V24ZM77 23H78V25H77ZM105 23V24H104ZM135 23V24H134ZM212 24V25H209V24ZM232 23H233V25H232ZM256 23V24H255ZM43 25L42 26H46L47 24H44V23H42ZM67 24V25H66ZM89 24V25H88ZM110 24L112 25L113 24V26H115V28L113 27L110 31H108L109 29L108 28H110ZM260 24V25H259ZM66 25V26H65ZM22 26V27H21ZM41 26V27H42ZM42 27V28H45L46 30H47V27L48 26H46V27ZM68 26V27H67ZM69 26H70V28H69ZM83 26V27H82ZM135 26V27H134ZM213 26V27H212ZM216 26H218V29H217V27ZM252 26V27H251ZM259 26V27H258ZM41 27L39 26L38 28L42 31L41 33L42 34H46V31H45V29H41ZM77 27V28H76ZM80 27H82V28H80ZM100 27V28H99ZM112 27V26H111ZM122 29H121V28ZM123 27L125 28V29H123ZM127 27H129L128 29H127ZM137 27V28H136ZM215 27V28H214ZM220 27H222V28H220ZM243 28V29H241V28ZM248 27H249V29H248ZM23 28V29H22ZM63 28H66V30L65 29H63ZM67 28H68V30H72V32H67ZM98 28V29H97ZM135 28V29H134ZM215 30H214V29ZM223 28H224V30H223ZM255 28V29H256ZM38 29V30H39ZM75 29H78L77 31L79 32V34H81L82 33V35H84L85 34V36H86V42H90L88 45H90V49H86V52H84L83 50L82 51H80L81 53H79V52H76V54L75 53H73V55H69V54H67V53H65L64 51V53L62 54H59L60 55V57H59V55H56L57 53H54V52H56V50H58V49H56V48H59V47H62L61 46V44L60 43H64V42H62V41H60L62 38H64V34H63V36H62V32L61 31H65V33H68V35H70L71 37L72 36H74L75 35V33H76V35H79L78 34V32L75 30ZM84 29V30H83ZM97 29V30H96ZM115 29V30H114ZM127 29V30H126ZM246 29V30H245ZM255 29H252V30H255ZM263 29V31L262 30H260V31H262V32H264V27L262 28ZM74 30H75V33H74ZM99 30V31H98ZM106 30V31H105ZM122 30V31H121ZM124 30H126V31H124ZM133 30V31H132ZM241 30V31H240ZM246 32L247 30V32H246V34L243 32ZM251 30V31H252ZM20 31V32H21ZM43 31H45V33L43 32ZM114 31V32H113ZM115 31H117V33H115ZM120 31V32H119ZM136 31H137V33H136ZM141 31H144V30H141ZM147 31V30H146ZM221 31H223V32H225V33H227V34H229L230 35V37H229V35H227L228 37H227V39L229 38V41H231V44L229 43V41H228V43L230 44V46H229V44L227 43V41L225 40L226 39V36H225V33L224 34H221L222 32ZM101 32V33H100ZM110 33V34H108V33ZM113 32V33H112ZM125 32H126V35H125V37H124V34H125ZM220 32V33H219ZM229 32V33H228ZM40 33V34H41ZM57 33V34H56ZM64 33V32H63ZM104 33V35H102ZM128 33H130V34H128ZM133 33H135V34H133ZM144 33H145V35L147 34V32H145L144 31ZM41 34V35H42ZM51 34V35H50ZM54 34V35H53ZM61 34V35H60ZM117 34H120V35H122L123 37V39L122 38H120V35H117ZM26 35H28V36H26ZM55 35H58L60 38L58 39V36H55ZM75 35V36H76ZM107 35H109V36H107ZM115 35H117V36H115ZM144 35V36H145ZM235 35V36H234ZM241 35H246V36H241ZM53 36H55V38H53ZM62 36V37H61ZM84 36V37H85ZM106 36V37H105ZM115 36V37H114ZM129 36V37H128ZM131 36V37H132ZM143 36V37H144ZM191 36V37H190ZM233 36L235 37V41L233 40L232 41V39H233ZM237 36V37H236ZM240 36V37H239ZM70 37V38H71ZM116 37H118L117 39H115ZM145 37H148L147 35L145 36ZM183 37V38H182ZM185 37H186V39H185ZM193 37L195 38V39H193ZM241 37H242V39H241ZM57 38V39H56ZM68 38V37H67ZM192 38V39H191ZM206 38V39H205ZM211 40H210V39ZM230 38H231V40H230ZM237 38H239L240 40H237ZM26 39V40H25ZM53 39V40H52ZM74 39V37L72 38V39H70V40H73ZM178 39H180V41L178 40ZM189 39H191V41L188 40ZM215 39H217V40H215ZM246 40V42H244L245 40ZM249 39V40H248ZM30 40V41H29ZM42 40H45V41H42ZM51 40V41H50ZM118 40H122V42L121 41H119L118 42ZM176 40L179 42V44H176L177 42H176ZM184 40H187V41H185V44H183L184 43ZM197 41L198 40V44H200V46L197 44V42H193V41ZM215 40V41H214ZM220 40V42L218 43V41ZM224 40V41H223ZM238 41V43H237V41ZM241 40H242V42H241ZM55 41V42H54ZM126 41V42H125ZM211 41H214L213 43L211 42ZM32 42V43H31ZM73 42V41H72ZM85 42V43H86ZM114 42V43H113ZM190 42V43H189ZM200 42V43H199ZM204 42H210L211 43V46L213 47L214 45V49L212 48V47H210V45H208V44H210V43H204ZM217 44H216V43ZM226 42V43H225ZM236 44V46H235V44ZM241 42V43H240ZM23 43H25V44H23ZM31 43V44H30ZM42 43H43V45H42ZM69 43H71V42H69ZM132 43V44H131ZM144 43V44H145ZM182 43V44H181ZM197 45V47H196V45ZM221 43V44H220ZM226 44L227 46H225L224 45V48H222L221 47V45L222 44ZM247 44V46L245 45V44ZM20 46H19V45ZM47 44V45H46ZM55 44V45H54ZM58 44V45H57ZM128 44V45H127ZM131 44V45H130ZM191 44V45H190ZM193 44V45H192ZM205 44V45H204ZM220 44V45H219ZM237 44H240V46L239 45H237ZM25 45H27V46H25ZM34 47H33V46ZM112 45V46H111ZM130 45V46H129ZM135 45V46H134ZM177 45H179V46H177ZM184 45H186V46H184ZM189 45V46H188ZM231 45H233L234 46V48H232L233 46H231ZM243 45V46H242ZM25 46V47H24ZM36 46V47H35ZM39 46V47H38ZM48 46V47H47ZM55 46V47H54ZM157 46V47H156ZM176 46H177V48H176ZM181 46H183V49H181ZM207 46L209 47V48H212V49H209V48H207ZM218 46V47H217ZM237 46H238V48H237ZM23 47V48H22ZM27 47V48H26ZM51 47V48H50ZM54 47V48H53ZM118 47V48H117ZM136 47V48H135ZM174 47V48H173ZM179 47V48H178ZM185 47V48H184ZM189 47H191L190 48V50H188L187 48ZM193 47H195L196 49H194ZM206 47V48H205ZM222 48V51H220L221 50V48ZM226 47V48H225ZM228 47V48H227ZM32 48V49H31ZM35 48H36V50H35ZM38 48V49H37ZM39 48H40V51H39ZM42 48V49H41ZM46 48V49H45ZM157 48V49H156ZM163 48V49H162ZM173 48V49H172ZM200 48V49H199ZM201 48L203 49V51L201 50ZM216 48H218L217 50H216ZM237 48V49H236ZM23 49H25V51L23 50ZM29 49V50H28ZM56 49V50H55ZM118 49H119V51H118ZM163 51H162V50ZM164 49H165V51H164ZM166 49H168V50H166ZM186 49V50H185ZM196 51H194V50ZM207 49H209L210 51H208ZM226 51H225V50ZM229 49V50H228ZM16 50H18V51H16ZM19 50H21V52L19 51ZM26 50L28 51V52H26ZM30 50L32 51V52H30ZM91 50V51H90ZM113 50V51H112ZM123 50V51H122ZM125 50H126V53H130V55L129 54H126L125 53ZM127 50H130V52H127ZM159 50V51H158ZM161 50V51H160ZM170 50H171V52H170ZM184 51V52H182V51ZM201 50V51H200ZM206 50V51H205ZM214 50H216V51H214ZM36 51V52H35ZM39 51V52H38ZM42 51V52H41ZM44 51V52H43ZM93 51V52H92ZM174 51V52H173ZM190 51V52H189ZM194 51V52H193ZM223 51H224V54H223ZM228 51V52H227ZM230 51V52H229ZM20 52V53H19ZM23 52H25V53H23ZM154 52V53H153ZM158 52V53H157ZM165 52V53H164ZM168 52H170V53H168ZM177 52V53H176ZM179 52H182V53H179ZM217 52V53H216ZM227 52V53H226ZM16 53V54H15ZM119 53H120V55H119ZM122 53H124L125 54V56L124 57H122L124 54H122ZM161 53H163L162 54V56H160L161 55ZM210 53V54H209ZM214 53H216V54H214ZM222 53V54H221ZM15 54V55H14ZM21 56H20V55ZM22 54H25V55H22ZM85 54V55H84ZM112 54V55H111ZM122 54V55H121ZM160 54V55H159ZM167 54V55H166ZM177 54V55H176ZM180 54V55H179ZM219 54V55H218ZM233 54V53H232ZM119 55V56H118ZM132 55V56H131ZM151 55H153V56H151ZM155 55H158L157 57L155 56ZM163 55H164V57H163ZM169 55V56H168ZM172 55H173V57H172ZM216 55V56H215ZM227 56V57H225V56ZM110 56V57H109ZM130 56V57H129ZM137 56V57H136ZM155 56V57H154ZM159 56L164 60V61H162L160 58H159ZM175 56H177V57H175ZM205 56V57H204ZM218 56H220L221 57V59H220V57H218ZM225 57L224 58V60L222 59L223 57ZM228 56H233L232 58H233V60L235 61V60H239V62L238 61H235V62H233V60L230 58H228ZM17 57V58H16ZM79 57V58H78ZM89 59H88V58ZM121 57L122 58H124V59H121ZM135 59V60H133L132 61V59L133 58ZM136 57V58H135ZM149 57H150V59L151 60H154L153 58H155V62L156 63H158V60H159V66L161 65V63L163 64L162 65V67L160 66V68H159V66L157 65V64H155L154 63V61H151L150 59H149ZM169 57H171L170 58V60H169ZM195 57V58H194ZM202 57V58H201ZM218 57V58H217ZM241 57V58H240ZM259 57V58H258ZM63 58V59H62ZM118 58V59H117ZM130 59V61H129V59ZM158 58V60H156ZM165 58H168V60L166 61V59ZM187 58V59H186ZM226 58H228L227 60H228V64L226 63L225 65H224V63L227 61L226 60ZM239 58V59H238ZM246 58H247V61H245L246 60ZM254 58H255V60H254ZM261 58H263V59H261ZM33 59V60H32ZM62 59V60H61ZM125 59H126V62H125ZM136 59H138V60H136ZM177 59V60H176ZM190 59V60H189ZM213 59V60H212ZM249 59V60H248ZM257 59H259V61L260 62H258V61H256ZM67 60V61H66ZM99 62H98V61ZM102 60V61H101ZM119 60H121V61H119ZM149 60H150V62H149ZM161 60V61H160ZM172 60H173V62H172ZM192 60V61H191ZM201 60V61H200ZM206 60V61H205ZM209 60V61H208ZM232 60V61H231ZM241 60H244V61H241ZM250 60H251V62H250ZM261 60L263 61L262 63H261ZM123 61V62H122ZM136 61H137V63L140 65H138V64H136ZM146 61L148 62V64L146 63ZM196 61V62H195ZM220 61V62H219ZM252 61H255L254 63L252 62ZM121 62H122V64H121ZM144 62H145V64H147L146 65V67H148L149 68V70L148 69H146V68H144L143 66H145V64H144ZM168 62V63H167ZM205 62V63H204ZM208 62V63H207ZM222 62H223V65H222ZM229 62H231V63H229ZM245 62H247V63H245ZM257 62V63H256ZM28 63V64H27ZM53 63H54V65H53ZM129 63V64H128ZM134 64L135 63V65H131V64ZM149 63H151V64H154V66L156 65V67L155 68H153L154 66L152 65L151 66V64L149 65ZM167 63V64H166ZM174 64V65H171V66H168V65H170V64ZM185 63V64H184ZM196 63V64H195ZM232 63H237L238 65H237V68H236V66L235 65H233L234 66V68H233V66H232ZM241 63L243 64V67H242V65H241ZM256 63V64H255ZM25 64H26V66H25ZM62 64V65H61ZM93 64V65H92ZM95 64V65H94ZM119 64V65H118ZM127 64V65H126ZM143 64V65H142ZM177 64V65H176ZM214 64V66H211V65H213ZM255 64V65H254ZM258 64V65H257ZM121 65V66H120ZM141 65H142V67H141ZM204 67H203V66ZM208 65V66H207ZM219 66L218 68H217V66ZM228 65V66H227ZM231 65V66H230ZM249 65V66H248ZM251 65H253V66H251ZM262 65V66H261ZM14 66V67H13ZM23 66H25V67H23ZM54 66V67H53ZM119 66V67H118ZM132 66V67H131ZM150 66H151V70H150ZM179 66V67H178ZM190 66V67H189ZM197 66V68H195ZM202 66V67H201ZM222 66V67H221ZM225 66V67H224ZM227 66V67H226ZM251 66V67H250ZM259 66V67H258ZM123 67V68H122ZM134 67V68H133ZM135 67H137V68H135ZM140 69H139V68ZM167 67V68H166ZM177 67L179 68V69H177ZM189 67V68H188ZM212 67H213V69H212ZM230 67V68H229ZM247 67V68H246ZM2 68V67H1ZM26 68H28V69H26ZM114 68V69H113ZM153 68V69H152ZM159 68V69H158ZM172 68H174V69H172ZM177 70H176V69ZM202 70H201V69ZM215 68V69H214ZM224 68V69H223ZM243 68V69H242ZM256 68V69H255ZM260 68V69H259ZM4 68H2V69H0V72L3 70ZM19 69H21V70H19ZM125 69V70H124ZM145 69V70H144ZM155 69H157V70H155ZM165 70V72H164V70ZM170 69V70H169ZM176 70V72L175 73H173L172 72V70ZM210 69L212 70L211 71V74H213V75H215V77L214 76H212L211 74H210V80H211V85L213 86V85H215L216 87H212L211 85L209 86L208 84H209V82L207 81V79L209 80V71H210ZM218 69V70H217ZM248 71H247V70ZM255 69V70H254ZM258 69V70H257ZM19 70V71H18ZM88 70V71H87ZM109 70V71H108ZM123 70V71H122ZM144 70V71H143ZM162 70V71H161ZM179 70V71H178ZM190 70V71H189ZM214 70V71H213ZM235 70L237 71H240V72H235ZM55 71V72H54ZM82 71V72H81ZM115 71V72H114ZM133 71H134V73H133ZM140 71H141V74H138V73H140ZM169 72L170 71V73H172L173 75H171V74H169V73H166V72ZM177 71H178V73H180V72H182L183 73V76L181 75V74H177V75H180L179 77H181L182 78V80L180 79V81H178L177 80V78H178V76L176 77L175 76V74L177 73ZM188 71V72H187ZM204 71V72H203ZM208 71V73H206L207 75H208V77H207V75L205 74V72H207ZM217 71V72H216ZM219 71V72H218ZM223 71V72H222ZM252 71H253V73H252ZM30 72V73H29ZM92 72V73H91ZM124 72V73H123ZM136 72H138V73H136ZM163 72V73H162ZM213 72V73H212ZM232 72V73H231ZM243 72H246V73H243ZM262 72V73H261ZM89 73V74H88ZM96 73H98V74H96ZM120 73V74H119ZM122 73V74H121ZM152 73H154V74H156V76L154 75V74H152ZM160 73V74H159ZM164 73H166V74H164ZM215 73H217V74H215ZM220 73V74H219ZM224 73H226V74H224ZM229 73V74H228ZM236 73H237V75H236ZM251 73V74H250ZM261 73V74H260ZM27 74H29V75H27ZM31 74V75H30ZM70 74V75H69ZM83 76H82V75ZM127 74V75H126ZM131 74V75H130ZM143 74L145 75V76H143ZM158 74V75H157ZM163 74V75H162ZM188 74V75H187ZM198 74V75H197ZM242 76H241V75ZM243 74H245V75H243ZM247 74V75H246ZM259 74V75H258ZM262 74H263V76H262ZM28 76V78L26 77V76ZM77 75V76H76ZM87 75H88V77H87ZM108 75V76H107ZM130 75V76H129ZM148 75V76H147ZM150 75V76H149ZM151 75H153V76H155L154 78L153 77H151ZM160 75V76H159ZM166 75V76H165ZM169 75V76H168ZM229 75V76H228ZM232 75V76H231ZM33 76V77H32ZM42 76H44L43 78H42ZM100 76V77H99ZM125 76V77H124ZM129 76V77H128ZM170 77V76H173V77H176V81H178L177 83H174V85H173V83H172V85L175 87H173V89H176L177 87L179 88V86L181 85V87H182V89L183 90H181V89H176L174 92H175V94L173 93V91H172V95H171V92H170V87H172V85L170 84L173 80L175 81V78H173V79H170V78H172V77H170V78H168V77ZM205 76V77H204ZM218 76V77H217ZM223 78H221V77ZM236 78H235V77ZM241 78H240V77ZM256 76V77H255ZM23 77H25V78H23ZM61 77V78H60ZM83 77V78H82ZM86 77V78H85ZM91 77H93V78H91ZM115 77H119L118 78V80H117V78H115ZM134 77V78H133ZM138 77V78H137ZM165 77H167V78H165ZM186 79H185V78ZM207 77V78H206ZM215 78V80H213L214 78ZM225 77V78H224ZM226 77H227V79H226ZM257 77H258V79H257ZM262 77V78H261ZM55 78V79H54ZM64 78H66V79H64ZM113 78V79H112ZM127 78V79H126ZM128 78H130V79H128ZM146 78V79H145ZM160 78H162V80H159ZM185 79V81H184V79ZM187 78H189V79H187ZM200 80H199V79ZM206 79V80H201V79ZM229 78V79H228ZM260 78V79H259ZM57 79V80H56ZM61 79H63L64 81H65V83H62L61 82ZM74 79V80H73ZM82 79V80H81ZM86 79H88V80H86ZM104 79V80H103ZM131 79H132V81H131ZM151 80V82H150V80ZM158 79V80H157ZM165 79H167V81H165ZM222 79V80H221ZM231 79V80H230ZM241 79V80H240ZM244 79V80H243ZM251 80V81H249V80ZM62 80V81H63ZM69 81V83H68V81ZM77 80V81H76ZM84 80V81H83ZM86 80V81H85ZM93 80V81H92ZM116 80V81H115ZM136 80V81H135ZM138 80V81H137ZM141 80H142V82H141ZM147 80H149V82L147 81ZM172 80V81H171ZM199 80L200 82H198V83H196L197 81ZM209 80V81H210ZM217 80V81H216ZM225 80H227V81H225ZM233 80V81H232ZM240 80V81H239ZM263 80V82L261 83V81ZM27 81V82H26ZM47 81V82H46ZM58 81V82H57ZM60 81V82H59ZM75 81V82H74ZM91 81V82H90ZM96 81V82H95ZM101 83V85L99 84V82ZM108 81V82H107ZM175 81V82H176ZM192 81V82H191ZM195 81V82H194ZM201 81L203 82V84H207L206 86L205 85H201ZM213 81H214V83H213ZM215 81H216V83H215ZM239 81V82H238ZM246 81H248V85H250L249 87H248V85H246L247 83H246ZM31 82V83H30ZM53 82V83H52ZM73 82V83H72ZM88 82H90V84H92L91 86L89 85V83ZM125 82V83H124ZM128 82V83H127ZM138 82H139V84H138ZM148 82V83H147ZM159 82V85L157 84ZM161 82V83H160ZM165 82H167V85L165 86ZM170 82V83H169ZM183 84H181V83ZM187 82V83H186ZM205 82V83H204ZM208 82V83H207ZM218 82V83H217ZM219 82H220V84H219ZM227 82V83H226ZM231 82V83H230ZM235 83V84H233V83ZM29 83V84H28ZM37 83V84H36ZM83 83V84H82ZM129 83H131V84H129ZM142 83V84H141ZM146 83V84H145ZM150 83H152V85L150 84ZM192 83H196V84H199L200 85V87H198L196 84H193V86L191 85L190 86V84H192ZM242 83H243V85H242ZM260 83V84H259ZM54 84V85H53ZM58 84V85H57ZM73 84V85H72ZM76 84V85H75ZM80 84V85H79ZM93 84H94V86H93ZM95 84H97V85H95ZM141 84V85H140ZM156 84V85H155ZM163 84V85H162ZM169 84L171 85V86H169ZM184 84H185V86L186 87H184ZM186 84H188V86L186 85ZM216 84H219L218 86L216 85ZM229 84H231V85H229ZM238 84V85H237ZM18 85V84H17ZM51 85V86H50ZM61 85V86H60ZM84 85V86H83ZM89 87H88V86ZM105 85H107V86H105ZM146 87V86H149L150 85V87L149 88H147V89H149L148 91H147V89L145 88V92H144V86ZM153 85L155 86V88H156V86H157V89H155L154 87H153ZM176 85H178V86H176ZM194 85H196L195 87H194ZM226 85V86H225ZM233 85V86H232ZM239 85H240V87H239ZM247 86L249 89H247V87H244V88H246V91H245V89L243 88V86ZM59 86V87H58ZM69 87V88H67V87ZM71 86V87H70ZM76 88H75V87ZM115 86H117V87H115ZM128 86V87H127ZM159 86V87H158ZM163 86H165V87H169V88H165L164 89V87ZM190 86V87H189ZM201 86L202 87H205V88H201ZM228 86V87H227ZM234 86H236L235 88H233ZM238 86V87H237ZM241 86H242V89H241ZM263 86V85H262ZM37 87V88H36ZM46 87H48V88H46ZM57 87V88H56ZM97 87V88H96ZM132 87V88H131ZM143 87V88H142ZM162 88V89H158V88ZM192 87L194 88V90H196L195 92H194V90H192ZM197 87V88H196ZM208 87V88H207ZM210 87V88H209ZM212 87V88H211ZM219 87H221V89L219 88ZM226 87V88H225ZM259 87L257 88V89H259ZM36 88V89H35ZM39 88V89H38ZM56 88V89H55ZM78 88H81V89H79L78 90ZM113 88V89H112ZM115 88V89H114ZM119 88V89H118ZM187 88V89H186ZM190 88H191V90H190ZM196 88V89H195ZM222 88H224L225 90H227V88L229 89V90H227V91H229V92H227V94H229L230 92L232 93H230V98H232L231 96L234 94V92H236L237 91V89H240L241 90V92H242V94H241V92H240V94H239V96H240V98H239V96L237 95V94H235V95H233L234 97L232 98V99H230V101H229V103L228 102H226L225 100H227V98H223V97H226L227 95L225 94V90L223 89L222 90ZM250 88H251V92H247L248 90L250 91ZM261 88V87H260ZM263 88V87H262ZM261 88V89H262ZM33 89H34V92H32L33 91ZM40 90L41 92H39L38 90ZM54 89V90H53ZM59 89V90H58ZM66 89V90H65ZM68 89V90H67ZM83 89V90H82ZM85 89H88V90H85ZM89 89H91V90H89ZM98 89V90H97ZM106 89H108V90H106ZM126 89V90H125ZM154 89V90H153ZM167 89V90H166ZM185 89V90H184ZM189 89V90H188ZM205 89H207V90H205ZM213 89V90H212ZM215 89H216V91H215ZM49 93V92H51L53 95H55V96H53L52 94H49V95H46V91ZM74 90V91H73ZM97 90V92H95ZM101 90V91H100ZM110 90H111V92H110ZM118 90V91H117ZM128 90V91H127ZM137 90H138V92H137ZM154 92H153V91ZM161 90H163V92H161ZM167 92H166V91ZM201 90H203L204 91V93H202V91ZM218 90H220V92H221V90H222V93H223V97H222V93L221 94H218L217 95V92H218ZM240 90H238L237 92H239ZM245 91V94L248 96V98L249 99H244V98H246V96L244 95V91ZM252 90H256V92L254 91V94L256 93L257 95H254L253 93H252ZM67 91V92H66ZM84 93H83V92ZM87 91H90V92H93V94L91 93V95H90V92L88 93ZM124 91H125V93H124ZM134 91V92H133ZM136 91V92H135ZM143 93H142V92ZM146 91H147V93H146ZM152 91V92H151ZM159 91V92H158ZM165 91V92H164ZM177 91V92H176ZM186 91L187 92H189L190 94H187L186 93ZM194 93H193V92ZM212 91V92H211ZM224 91V92H223ZM234 91V92H233ZM38 92V93H37ZM54 92H55V94H54ZM75 92V93H74ZM82 92V93H81ZM103 92H104V94H103ZM151 92V93H150ZM168 92H170V94L168 93ZM191 92H192V95H191ZM211 92V93H210ZM214 92V94H216L217 95V97H216V99H215V96L216 95H214V96H212L211 94ZM216 92V93H215ZM220 92H218V93H220ZM236 92V93H237ZM35 93V94H34ZM59 93H60V95H59ZM68 93V94H67ZM80 93V94H79ZM99 93V96L97 95ZM114 93V94H113ZM120 93V94H119ZM130 93H131V95H130ZM136 93L138 94V95H136ZM156 93V94H155ZM159 93V94H158ZM165 93V94H164ZM168 93V94H167ZM196 93V94H195ZM202 95V94H204V96L202 95L201 97H203V99H205V98H208L209 99V97H211V98H213L214 97V99H212V100H210V102L208 101V99H205V100H203V99H201V98H198V97H200L199 95L200 94ZM247 93H249L251 96H252V94L254 95L253 97H250V95H248ZM38 94V95H37ZM123 94V95H122ZM127 94H128V96H127ZM135 94V95H134ZM141 94H142V97H141V99H140V96H141ZM149 94H150V96H149ZM160 94H161V96H160ZM163 94V95H162ZM210 95V96H208V95ZM62 95V96H61ZM67 95V96H66ZM88 95H89V97H88ZM108 95V96H107ZM119 95H122V96H119ZM152 95V96H151ZM155 95H156V97L157 98H155ZM158 95H159V97H158ZM165 95V96H164ZM185 95V96H184ZM198 95V97H196V99H197V101H196V104H194L195 102H194V100H196L195 98H193L194 96H197ZM236 95H237V100L236 99H234V98H236ZM259 95V97H256V96H258ZM69 96V97H68ZM73 96H74V99H73ZM85 96H87V97H85ZM92 96V97H91ZM94 96V97H93ZM101 96H102V98H101ZM105 96V97H104ZM112 96V97H111ZM115 96V97H114ZM119 96V97H118ZM126 96V97H125ZM133 98H132V97ZM162 96H163V98H162ZM207 96V97H206ZM229 96V95H228ZM242 96V97H241ZM245 96V97H244ZM52 97V98H51ZM57 97V98H56ZM64 97V98H63ZM70 97H72V99L71 100H73L71 103H69V100H70ZM104 97V98H103ZM118 97V98H117ZM151 97V98H150ZM170 97V98H169ZM171 97H172V99H171ZM175 97V98H174ZM188 97V98H187ZM191 97V98H190ZM219 97H222V99H220L219 100ZM244 97V98H243ZM254 97H255V100H254ZM51 98V99H50ZM76 98V99H75ZM91 98V99H90ZM95 98V99H94ZM101 98V99H100ZM114 98V101H112V99ZM120 98H121V100H120ZM130 98V99H129ZM137 98H139V99H136ZM160 98H162L161 100H163L164 102H162L161 100L159 101V103H158V100L160 99ZM185 98H187V99H191L190 101L188 100L187 101V99L186 100H184ZM229 98V97H228ZM243 99V102H245V100H248V101H246L245 103V105H247V102L249 103L250 101H252V100H250L251 98L254 100V104L251 102V103H249V105L252 107V110L251 109H249V105H247L248 106V108L246 107V106H244V103L240 100V104L242 105L243 104V109L241 108L242 106L240 105V108H239V111H240V113H238V109H237V111L235 110L236 109V106L237 107H239L238 106V104H236L235 102H238L239 103V99ZM36 99H37V101H36ZM39 99V100H38ZM61 99V100H60ZM89 99V100H88ZM94 99V100H93ZM117 99V100H116ZM129 99V100H128ZM166 99H169V100H167L166 101ZM171 99V100H170ZM181 99H183V101L185 102H183ZM194 99V100H193ZM199 99H201V103H203V104H201V103H199ZM225 99V100H224ZM41 100V101H40ZM49 100V101H48ZM58 100V101H57ZM83 100V101H82ZM88 100V101H87ZM100 100V101H99ZM126 100V101H125ZM133 100H134V102H133ZM135 100L137 101V102H135ZM140 100V101H139ZM142 100H144V101H142ZM148 100H149V102H148ZM177 100H180V101H177ZM223 100L227 103V104H231L230 105V107H228V106H226V103L225 102H223ZM234 102H233V101ZM65 102L64 104L62 103V102ZM67 101V102H66ZM90 101H92V102H90ZM95 101H96V103H95ZM120 101V102H119ZM125 103H123V102ZM147 101V102H146ZM154 101H155V103H154ZM166 101V102H165ZM173 101V102H172ZM174 101H175V103H177V104H180L179 106L177 105V104H175L174 103ZM177 101V102H176ZM205 101H208L206 104H205ZM58 102V103H57ZM59 102H60V104H59ZM83 102V103H82ZM103 104H102V103ZM130 102H133V103H131L132 105H130ZM138 102H140L141 103V105L139 106H137L136 107V105L135 104H138ZM144 104H143V103ZM146 102V103H145ZM156 102L158 103L157 104V107H156ZM162 102V103H161ZM167 102H169V103H167ZM171 102V103H170ZM180 102V103H179ZM186 102L188 103V104H186ZM193 102V104H191ZM198 102V103H197ZM223 102V103H222ZM232 102V103H231ZM259 102V101H258ZM32 103V102H31ZM33 103H34V101H33ZM77 103V104H76ZM84 103H85V106L83 107V105H84ZM101 103V105H103V108H102V106L101 105H98V104H100ZM113 103V104H112ZM120 103H121V105H120ZM128 103H129V105H130V107H129V105H128ZM154 103V104H153ZM164 103V105H163V107L165 108V110H164V108L162 107V104ZM173 103V104H172ZM189 103H190V105H191V107H190V105H189ZM51 104V105H50ZM60 106H59V105ZM63 104V105H62ZM94 105V106H92L91 107V105ZM118 104V105H117ZM149 104V105H148ZM170 104V105H169ZM175 104V105H174ZM183 104H184V109H186L185 107H187L188 105H189V107L190 108H192V106H193V108L195 109H193L196 113L195 114H197L198 116H196L195 114L193 115L192 113H193V110L192 109H190L189 107L187 108V109H190V110H192L191 112V114L193 115V117H192V115L190 114V111L189 110H187L186 109V111H188V112H185L184 111V109H183V111H182V114L183 115H187V113H189L190 115V117L188 116V119L190 120V121H188V119L187 118H184V116L181 114V112H180V110L182 109H180V108H177L176 106H178V107H183ZM199 104H200V106H199ZM205 104V105H204ZM215 104V105H214ZM233 104H236L234 107H233V109H232V106H233ZM251 104H253L254 106H252ZM36 105H38V103L36 104ZM72 105V106H71ZM88 105H90V106H88ZM123 105V106H122ZM124 105H127V107L125 106L124 107ZM146 105V106H145ZM150 105H152V106H150ZM159 105V106H158ZM161 105V106H160ZM167 105H169V106H167ZM56 106V107H55ZM69 106H70V108H69ZM118 106H119V110H117L116 111V109H118ZM131 106H132V110L130 109L131 108ZM135 106V109H133V107ZM143 106H144V108H143ZM166 106L167 107H169V108H171V106H175L176 107V109H175V107H173V108H171V109H169L170 111H172V113L174 112V111H176V112H174L173 114H175L174 115V117L172 116V115H170V114H172V113H170V111H168V110H166V109H168V108H166ZM196 106V107H195ZM198 106L201 108H199L200 110H198ZM205 106H207V107H205ZM58 107V108H57ZM81 107H83V108H81ZM91 107V108H90ZM117 107V108H116ZM122 107H124V108H128V109H123ZM139 107V108H138ZM156 107V108H155ZM159 107H161V108H163L162 110L165 112V111H167L166 112V114L168 113H170L169 115L167 114V115H164V113H163V111L162 112H160V108ZM222 107H223V109H222ZM244 107H246V108H244ZM254 107V108H253ZM92 108H93V110H92ZM98 108H100L99 110H98ZM156 109V110H158L159 109V114H157V112H155V110H153V109ZM158 108V109H157ZM205 108V109H204ZM212 108H214V107H212ZM227 108L228 109H232V111H230V110H227ZM258 108V109H257ZM50 109V110H49ZM63 109V110H62ZM68 109V112L66 111ZM87 109H88V112H87ZM120 109H123V110H120ZM148 109H150V110H148ZM174 109V110H173ZM177 109H179L178 111L180 112V113H177ZM217 109H219V110H217ZM241 109V110H240ZM248 109V110H247ZM253 109L255 110H257L256 111V113H255V115L258 117V119L257 118H254V119H257V120H254V121H256L255 123H254V121H253V119H252V117H254L253 115H254V111H253ZM34 110H35V108H34ZM90 110V111H89ZM97 110V111H96ZM100 110H101V112H100ZM112 110V111H111ZM135 110H137V112L135 111ZM141 110H142V112H141ZM152 110V111H151ZM251 110V111H250ZM46 111V112H47ZM64 111V112H63ZM75 111V112H74ZM84 111V112H83ZM95 111V112H94ZM119 111H120V113H119ZM127 111V112H126ZM130 111H132V112H130ZM209 111V112H208ZM237 113H236V112ZM246 111V112H245ZM248 111H250V113H253V114H250V113H248L247 115H246V113L248 112ZM260 111V110H259ZM47 112V113H48ZM113 112V113H112ZM116 112V113H115ZM122 112H123V114H122ZM134 112V113H133ZM146 112H150L149 114L150 115H148ZM152 112H155L156 114H155V116L156 117H158L159 119H157L155 116L153 117V115H154V113H152ZM184 112H185V114H184ZM200 112V113H199ZM211 112V113H210ZM237 114V116L239 115V116H241V115H243L242 117H243V119H241V117H240V119L238 118V117H234V116H236V114ZM243 112V113H242ZM41 113V112H40ZM94 113V114H93ZM96 113V114H95ZM124 113H126L125 115H124ZM129 113H132V114H129ZM137 113V114H136ZM139 113V114H138ZM144 115H142V114ZM146 113V114H145ZM161 113H163V114H161ZM199 113V114H198ZM203 113H202V115H203ZM221 113H223L222 115H221ZM232 113L234 114V118L232 117ZM244 113H245V115H244ZM36 114H39V113H37L36 112ZM76 114V115H75ZM91 114H92V116H91ZM107 114V115H106ZM114 114V115H113ZM118 114V116H116ZM121 116H120V115ZM178 114H179V117H178ZM80 115V116H79ZM84 115V116H83ZM89 115V116H88ZM96 116V118H95V116ZM100 115H101V117H100ZM112 115V116H114L113 118H112V116L110 117V116ZM127 115V116H126ZM140 115V116H139ZM143 117H142V116ZM145 115H146V117H145ZM152 115V116H151ZM159 115H163V120H164V118L165 117H167V116H171V119L173 120V121H175V124L173 123V121L172 120H170V118H169V120L171 121L170 123H169V120L167 119V120H162V116H159ZM180 115H182L181 117V119H180ZM205 115H203L204 117H205ZM217 115V116H216ZM103 116V117H102ZM104 116H105V118H104ZM108 116V117H107ZM116 116V117H115ZM123 119L124 118V116H126V118L125 119H121L120 117ZM123 116V117H122ZM134 116V117H133ZM147 116H151L150 118L149 117H147ZM165 116V117H164ZM212 118H211V117ZM245 116H247L248 117V120H247V117H245ZM249 116H251V118H249ZM71 117V118H70ZM106 117H107V119H106ZM114 119L115 120V118L116 119H119L120 121H118L117 120V122L119 123V122H121V123H117V122H115L114 120V122L113 123H111L112 122V120L110 119ZM129 117V118H128ZM133 117V118H132ZM144 118L145 120H147L148 118H149V120L148 121H142L143 119L142 118ZM176 117H178V118H176ZM192 117V118H191ZM221 117V118H220ZM102 118H103V120H102ZM130 118H132V119H134V120H129ZM147 118V119H146ZM154 118V119H153ZM173 118H175V119H173ZM192 120H191V119ZM201 118V117H200ZM222 118V119H223ZM226 118H227V120H226ZM262 118V117H261ZM74 119V120H73ZM99 119V120H98ZM109 119V120H108ZM137 119H139V122H138V120ZM156 119H157V123H153V122H156ZM187 119V120H186ZM202 119H204V118H201V119H199L198 118V120L196 121V122H198V121H200V120H202ZM238 119V120H237ZM246 119V120H245ZM253 121V123L251 122V120ZM263 119H264V116H263ZM101 120H102V122H101ZM111 120V121H110ZM122 120V121H121ZM127 120V121H126ZM128 120L131 122H135L134 123V125H132L133 123L131 122V123H129L128 122ZM142 122H141V121ZM155 120V121H154ZM159 120H162V121H159ZM176 120L178 121V122H176ZM208 120H203V121H205V124H208ZM245 122H244V121ZM261 120V121H260ZM73 123H72V122ZM89 121V122H88ZM100 121V122H99ZM110 121V122H109ZM124 121V122H123ZM127 123H129V124H125L126 122ZM149 121H152V124H151V126H149L150 125V123L151 122H149ZM181 121V122H180ZM191 121H193V122H191ZM223 121V122H222ZM240 121H243V122H240ZM263 123V125L260 123ZM146 122V123H145ZM149 122V123H148ZM158 122H159V124H161L165 129H167V131H166V133L165 132H163L165 129L162 127H160L161 129H159V130H162V129H164L162 132L161 131H157L156 132V130H158L157 129V127L159 128V126L157 125L158 124ZM161 122V123H160ZM166 122V123H165ZM190 122V123H189ZM236 122L237 123H239L240 122V124L238 125V124H236ZM258 122L262 125V127H263V129L262 130H259V128H260V124H258ZM77 125H76V124ZM89 123V124H88ZM96 123V124H95ZM106 123H108L107 125H106ZM109 123H111V124H109ZM117 124V125H114V124ZM122 123H124L123 124V126L125 127V126H127L126 128H124V127H122L121 128V126L122 125H120V124H122ZM140 123H141V125L142 124H144V125H142L143 127H144V129H145V131L146 132H148L150 129H147V127L146 126H149V128L150 127H152L153 126V128H151V130H152V132H150L149 131V133L151 134V133H153V132H155V134H148V133H146L145 131H144V129H143V127H141V126H138V125H140ZM165 123V124H164ZM168 123V125H167V128H166V124ZM176 123H177V125H176ZM179 123V124H178ZM182 123V124H181ZM202 124H203V122H201ZM216 123V124H217ZM256 123H257V125H256ZM79 124V125H78ZM92 125V127H91V125ZM99 124V125H98ZM199 124H200V122H199ZM215 124V125H216ZM241 124V125H242ZM249 124V125H248ZM253 124V125H252ZM97 125V126H96ZM104 125V126H103ZM111 126L110 128H109V126ZM116 126V127H114V126ZM132 125V126H131ZM136 125H137V127H136ZM154 125H155V127H154ZM177 126L178 128H180L181 129V131H180V129L178 130V128L177 127H174L173 128V126ZM192 125V124H191ZM201 125V124H200ZM260 125V126H259ZM75 128H74V127ZM86 126V127H85ZM88 126H90L89 128H88ZM105 126H107V127H105ZM113 126V127H112ZM121 128H119V127ZM170 126V127H169ZM180 126V127H179ZM234 125H232V127H233ZM254 126H257L256 128H258V129H256ZM101 127H104V128H101ZM135 127V128H134ZM138 127H140V128H138ZM171 127H172V129H176V132L174 131H172V132H170L171 130ZM224 127V126H223ZM236 127V128H237ZM254 127V128H253ZM109 128V129H108ZM112 128H114V129H112ZM118 128H119V130H118ZM191 129H192V127H190ZM245 128V129H244ZM104 129H106V130H104ZM111 129V130H110ZM117 129V130H116ZM126 129V130H125ZM132 129V130H131ZM148 131H147V130ZM201 131H202V128H199ZM198 128H197V130H196V132H195V130H194V134L193 135H195L196 133H199V134H203V133H206V131H205V129H203L204 131H202L203 133H201V131L199 132L198 130H199ZM206 129H208V127H206ZM211 129H212V127H211ZM210 129V127H209V129H208V131L209 130H211ZM247 129V130H246ZM256 129V130H255ZM74 130V131H73ZM96 130L98 131V132H96ZM101 130H103L102 132H103V134H102V132H101ZM116 130V131H115ZM135 130V131H134ZM170 130V131H169ZM178 130V131H177ZM84 133H83V132ZM88 131H89V133H88ZM93 131V132H92ZM95 131V132H94ZM112 131H114V132H112ZM170 133H169V132ZM192 131V130H191ZM211 131H213V130H211ZM74 132V133H73ZM77 132V133H76ZM100 132V133H99ZM125 132H127V133H125ZM187 132V133H186ZM260 132V133H261ZM264 132V131H263ZM88 133V136H86V134ZM101 134V135H99V134ZM144 133H146L147 134V136L148 135H150L149 137H147L146 136V134L144 135ZM156 133H158L157 135H156ZM163 135H162V134ZM181 133H184V134H181ZM71 134V135H72ZM112 134V135H111ZM165 134V135H164ZM167 134V135H166ZM177 134V135H176ZM180 134V135H179ZM187 136H186V135ZM242 134V133H241ZM70 135V136H71ZM104 135H106V136H104ZM110 135V136H109ZM116 135V136H115ZM117 135H118V137H117ZM124 135H126V136H124ZM154 135H156V136H154ZM159 135V136H158ZM196 135H198V134H196ZM145 136V137H144ZM158 136V137H157ZM78 137V136H77ZM99 137H100V139H99ZM114 137H115V140H113L114 139ZM141 137V138H140ZM148 139H147V138ZM154 137V138H153ZM96 138H97V140H96ZM102 138V139H101ZM159 138V139H158ZM163 138H164V141H163ZM166 138V139H165ZM104 139V140H103ZM116 139H117V141H116ZM138 139V140H139ZM145 139V140H144ZM154 139V140H153ZM159 140V143H158V141H156V140ZM92 140V141H91ZM102 140H103V142H102ZM151 140V141H150ZM160 140H162V141H160ZM145 141H148V142H145ZM153 141H154V143H153ZM156 141V142H155ZM95 142V143H94ZM152 142V143H151ZM161 142H163V144L161 143ZM166 142V143H165ZM134 143V142H133ZM151 144V145H150ZM155 144V145H154ZM102 145H104V146H102ZM133 145V144H132ZM186 145V146H185ZM146 146V147H145ZM160 146V147H159ZM166 146V149H164V147ZM138 147H141V145H139ZM160 148V149H159ZM190 148V149H189ZM176 149V150H175ZM183 149V150H182ZM163 150V151H162ZM177 150H179V151H177ZM166 151V152H165ZM177 151V152H176ZM161 154H163V155H161ZM171 154H173V155H171ZM180 154V155H179ZM155 155H157L156 157H155ZM160 155V156H159ZM171 156V157H170ZM172 156H173V158H172ZM178 156H177V160H179L178 159ZM158 157H159V159H158ZM156 158V159H155ZM155 159V160H154ZM140 160V159H139ZM176 160V161H177ZM175 161V162H176ZM128 163V162H127ZM127 163H125V167H126V169H127V167H128V165H127ZM130 171H132L133 172V174H135V172H137L138 170L135 168V170L134 169H129Z\"/></svg>","mask_w":264,"mask_h":264},{"label":"water","instance_id":"water-1","mask_svg":"<svg viewBox=\"0 0 264 264\" xmlns=\"http://www.w3.org/2000/svg\"><path fill=\"white\" fill-rule=\"evenodd\" d=\"M182 150H183V149H182ZM177 151H179V150H177ZM177 151H176V152H177Z\"/></svg>","mask_w":264,"mask_h":264}]
</instances>
